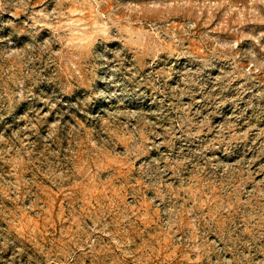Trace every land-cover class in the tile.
<instances>
[{"label":"rangeland","instance_id":"obj_1","mask_svg":"<svg viewBox=\"0 0 264 264\" xmlns=\"http://www.w3.org/2000/svg\"><path fill=\"white\" fill-rule=\"evenodd\" d=\"M0 264H264V0H0Z\"/></svg>","mask_w":264,"mask_h":264}]
</instances>
